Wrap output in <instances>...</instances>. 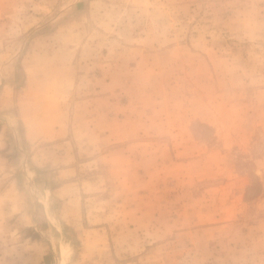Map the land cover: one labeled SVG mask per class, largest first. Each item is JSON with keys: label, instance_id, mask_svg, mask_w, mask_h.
Wrapping results in <instances>:
<instances>
[{"label": "rangeland", "instance_id": "rangeland-1", "mask_svg": "<svg viewBox=\"0 0 264 264\" xmlns=\"http://www.w3.org/2000/svg\"><path fill=\"white\" fill-rule=\"evenodd\" d=\"M0 264H264V0H0Z\"/></svg>", "mask_w": 264, "mask_h": 264}, {"label": "crops", "instance_id": "crops-1", "mask_svg": "<svg viewBox=\"0 0 264 264\" xmlns=\"http://www.w3.org/2000/svg\"><path fill=\"white\" fill-rule=\"evenodd\" d=\"M33 68V72H35ZM36 74L28 75L25 86L21 89L25 94L29 92V101L23 103V107L20 114V120L24 124L25 133L28 139L36 140L40 137L48 135L58 134L59 138H64L68 134L67 126L64 124L63 119L58 122L56 120L51 124V113L44 114L41 112V107L45 105H39L41 99L44 100L45 96L51 94V75L44 77ZM41 97V98H40ZM51 125H55L52 126Z\"/></svg>", "mask_w": 264, "mask_h": 264}]
</instances>
